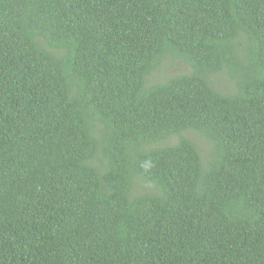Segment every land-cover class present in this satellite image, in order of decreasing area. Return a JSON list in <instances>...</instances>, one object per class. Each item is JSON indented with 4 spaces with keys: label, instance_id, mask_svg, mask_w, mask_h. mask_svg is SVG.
<instances>
[{
    "label": "trees",
    "instance_id": "trees-1",
    "mask_svg": "<svg viewBox=\"0 0 264 264\" xmlns=\"http://www.w3.org/2000/svg\"><path fill=\"white\" fill-rule=\"evenodd\" d=\"M0 264H264V0H0Z\"/></svg>",
    "mask_w": 264,
    "mask_h": 264
},
{
    "label": "rangeland",
    "instance_id": "rangeland-1",
    "mask_svg": "<svg viewBox=\"0 0 264 264\" xmlns=\"http://www.w3.org/2000/svg\"><path fill=\"white\" fill-rule=\"evenodd\" d=\"M189 70L190 68L184 63L172 59H167L165 62H163V65L159 68V70L150 78V82L152 84L163 82L175 75L188 73ZM213 82L218 90L229 92L233 91L234 89V83L230 80V78H227L226 75L224 76L222 74L221 76L214 77ZM190 135L191 138H193L197 142L203 155L206 156L212 145L199 134L192 133ZM175 140L176 139H174L173 141Z\"/></svg>",
    "mask_w": 264,
    "mask_h": 264
}]
</instances>
